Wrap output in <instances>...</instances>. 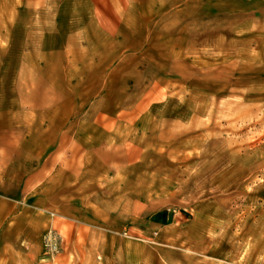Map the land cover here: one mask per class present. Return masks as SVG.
<instances>
[{
    "label": "rangeland",
    "instance_id": "1",
    "mask_svg": "<svg viewBox=\"0 0 264 264\" xmlns=\"http://www.w3.org/2000/svg\"><path fill=\"white\" fill-rule=\"evenodd\" d=\"M79 1L10 5V12L36 15L78 10L77 20L62 22L78 29L77 37L44 38L36 26L26 38L16 27L12 55L21 58L27 44L26 56L38 62L34 50L46 45L44 72L53 76L59 60L93 78L94 101L79 94V108L125 112L135 125L128 142L134 137L143 171L155 173L110 176V212H128L127 219H112L106 231L91 229L87 245L65 243L48 228L40 264H59L63 253V264H264V0ZM215 10L223 13L217 29ZM29 23L39 24L32 17ZM5 56L0 53V76ZM40 79L0 84V93L10 91V102H0L10 107V176L28 173L27 161L13 159V151L25 146L38 155L46 103ZM5 121L0 116V127ZM6 167L0 158V176ZM119 191L127 194L120 210ZM139 206L143 219L135 220L129 212ZM164 215L168 226L150 218ZM51 236L59 240L55 254L43 246Z\"/></svg>",
    "mask_w": 264,
    "mask_h": 264
},
{
    "label": "crops",
    "instance_id": "2",
    "mask_svg": "<svg viewBox=\"0 0 264 264\" xmlns=\"http://www.w3.org/2000/svg\"><path fill=\"white\" fill-rule=\"evenodd\" d=\"M79 2L0 0V53L6 54L4 63L1 62L6 71L0 76V84H30L32 81L27 79L37 75L42 79L38 83L46 86L45 91L39 90V97L46 103L39 112L38 155L25 146L12 152L13 159L20 156L27 161L28 173L22 176H10V107H0V116L6 117V124L2 122L0 127V158L7 166L0 176V264H40L42 236L48 228L60 232L65 243L87 245L91 229L106 231L111 227L112 219L123 222L128 217V212L120 210L127 194L120 191L117 195L120 211L114 215L110 212V176H154L155 173L148 175L143 171L142 148L136 146L134 137L128 142V129L135 125L127 124L125 112L79 108V94L86 93L87 99L94 101L93 78L80 77L79 72L71 70L73 67L69 63L59 60L55 63L53 76L44 72L47 68L46 45L43 48L40 44L34 50L40 53L38 62L26 56L31 52L27 44L19 50L23 54L21 58L12 55L18 52L10 46V38L16 35L17 28L26 38L36 26L44 38L77 37L78 29L62 22L77 20L78 16L74 14L78 10L62 13L56 8L54 12L41 10L36 15L10 12V5H23L24 8L32 5L77 6ZM219 11L215 10L216 29L218 17L223 14ZM31 17L39 24L33 23L31 27ZM25 19L28 24L24 23ZM47 27H53L51 32H47ZM57 48L55 46V53ZM10 58L18 63L17 68L11 66ZM94 62L88 63V68H94ZM35 63L38 72H32ZM25 98L17 95L14 99ZM4 101L10 102L9 90L6 94L0 93V102ZM140 208L138 211H135L136 207L135 210L132 208L129 215L140 220L142 216L137 214L141 212ZM151 217H154L155 226L171 224L170 216ZM65 257L63 253L59 264H63Z\"/></svg>",
    "mask_w": 264,
    "mask_h": 264
},
{
    "label": "built area",
    "instance_id": "3",
    "mask_svg": "<svg viewBox=\"0 0 264 264\" xmlns=\"http://www.w3.org/2000/svg\"><path fill=\"white\" fill-rule=\"evenodd\" d=\"M58 239H56L55 236H51L49 238H45V240H43V246L45 248V250L47 251L46 253H51V254H55L58 250Z\"/></svg>",
    "mask_w": 264,
    "mask_h": 264
}]
</instances>
